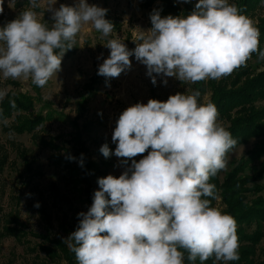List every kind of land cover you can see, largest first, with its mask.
I'll return each mask as SVG.
<instances>
[{"label": "clouds", "instance_id": "clouds-1", "mask_svg": "<svg viewBox=\"0 0 264 264\" xmlns=\"http://www.w3.org/2000/svg\"><path fill=\"white\" fill-rule=\"evenodd\" d=\"M8 3L12 7L15 0ZM56 3L46 0L51 26L37 18L39 0H29L28 10L0 26V78L31 79L44 87L62 70L63 56L75 47L84 25L91 24L103 38L112 34L107 8L88 0L58 8ZM150 20L152 27L141 30L132 50L118 38L107 39L110 54L98 75L118 78L134 56L153 85L157 76L194 84L230 75L253 53L264 59L258 28L229 0H198L186 16L162 17L154 9ZM6 95L0 89V100ZM200 97L199 90L178 92L166 101L137 102L119 115L112 133L114 155L127 167L118 177L98 179L90 208L78 214L77 229L64 239L78 264H185V259L204 264L213 257L214 264H228L239 259L236 221L212 206L219 197L209 182L227 170L237 141L218 122L216 106ZM100 152L105 158L113 154L107 143Z\"/></svg>", "mask_w": 264, "mask_h": 264}, {"label": "rangeland", "instance_id": "rangeland-1", "mask_svg": "<svg viewBox=\"0 0 264 264\" xmlns=\"http://www.w3.org/2000/svg\"><path fill=\"white\" fill-rule=\"evenodd\" d=\"M75 2L57 0L54 7L58 8L61 3L73 6ZM88 2L108 9L106 19L114 24L108 38H103L91 24L84 25L77 36L75 47L63 56L62 70L44 87L34 85L31 79L0 78V89L7 91L0 104L7 97H21L30 101L33 108L30 113H20V116L33 119L41 114L49 117L34 134L22 135L13 131L20 122L17 114L6 121L0 120V264H69L53 243L64 245L71 257L72 252L64 239L77 229L78 214L90 208L94 192L99 190L98 179L109 174L118 177L126 170L127 166L122 164L121 158L114 155L116 144L112 141L119 115L137 102L146 104L149 99L166 101L170 95L178 92L190 94L196 90L197 83L181 82L174 77L157 76V83L153 85L151 78L146 75V67L136 61L134 56L130 57L131 68L126 69L118 78L106 79L98 75V66L110 54V50L104 47L107 39L118 38L132 50L139 43L137 37L141 30L152 27V11L160 10L162 17L168 14L165 13L167 8L162 0L150 6L149 0ZM169 2V9H178L180 15L185 16L194 10L198 0L188 3L183 0ZM229 2L241 10L240 0ZM39 3L41 6L34 9L37 18L51 26L52 14L46 11V0H39ZM29 7V0H15L12 7H9L8 0H4L0 26L15 19ZM248 17L253 20L255 27L262 25L264 4ZM245 70L249 79L264 73V59L258 55L256 59L249 60ZM237 76L238 73L233 72L220 79L205 80L204 95L200 97V102H211L210 82L231 89ZM164 79L168 81L166 85ZM246 79H241L240 85ZM258 104L264 107V101ZM237 116L233 112L229 118L218 122L227 129L231 120ZM39 139L56 141L58 146L70 152L68 156L72 155L75 159H71L68 166H56L52 160L53 152L44 149ZM105 143L113 153L107 158L100 152ZM263 145L264 138L234 148L228 155L229 163L221 181L242 159ZM61 154L64 155L63 152ZM145 155L147 152L134 159L138 162ZM81 158L83 166L80 164ZM130 164L131 161H128V166ZM260 184L264 185V180ZM37 203L39 207L35 206ZM214 207L223 212L226 210L221 199L216 201ZM6 228L15 231L12 235L8 234ZM45 247L52 248L59 258H50L43 250ZM258 249L257 256L261 258L264 241ZM72 261L78 264L76 258Z\"/></svg>", "mask_w": 264, "mask_h": 264}, {"label": "trees", "instance_id": "trees-1", "mask_svg": "<svg viewBox=\"0 0 264 264\" xmlns=\"http://www.w3.org/2000/svg\"><path fill=\"white\" fill-rule=\"evenodd\" d=\"M156 1L149 0L148 5H152ZM162 2L167 8L165 13L172 16L180 15L181 12L178 9L172 7H170L172 9H169V0H162ZM263 4L264 0H240L241 12L247 16L251 15ZM257 28L259 30V48L263 51L264 23ZM258 55L259 52L253 53L249 60L256 59ZM248 61L244 66L233 71L237 72L238 76L237 80H234L231 89L223 88L214 81L208 84L212 91L210 103L214 104L218 109V120L222 121L229 118L233 112L238 115L231 120V125L227 128L237 141L234 148L246 145L254 139L260 140L264 138V107L258 106V103L264 101V73L249 79V74L245 70ZM245 77L247 78L246 81H243L240 85V80ZM196 86L195 89L200 91L202 97L204 95L205 81L198 82ZM12 101L15 102L14 107ZM0 108L1 121L12 118L14 114L18 115L17 120L20 122L13 131L20 135L34 134L49 119V117H43L41 114H38L33 119L27 116H20V113H30L33 108V104L30 101L21 97L16 99L7 97L4 102H1ZM39 143L44 149L53 152L52 160L56 166L69 165L71 160L67 154L69 151H65L63 147L58 146L56 141L39 139ZM62 152L64 155L61 154ZM223 174L224 170L218 172L209 182L216 186L217 195L226 207L225 213L231 215L237 224L239 259L231 261L229 264H264V250L261 253V258L257 256L258 247L264 241V195H262L264 193V185L260 184L264 180V145L259 146L247 158L242 159L231 172L226 173L222 182L221 177ZM252 196L253 198H251ZM217 200H212V206H215ZM5 231L12 235L15 230L6 228ZM53 244L60 254L66 257L69 264H76L72 261L76 258L73 252L71 257H69V252L64 248V245L59 242H54ZM43 250L53 260L59 258L52 248L45 247ZM186 257L187 253H185ZM185 264H188L187 259H185ZM195 264H201L199 259L196 260ZM204 264H214V257L205 261Z\"/></svg>", "mask_w": 264, "mask_h": 264}]
</instances>
